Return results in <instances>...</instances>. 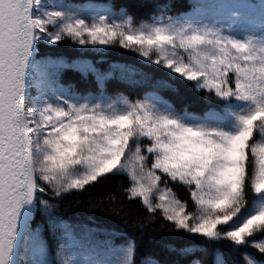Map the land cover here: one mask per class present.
<instances>
[{
    "label": "snow or ice",
    "instance_id": "1",
    "mask_svg": "<svg viewBox=\"0 0 264 264\" xmlns=\"http://www.w3.org/2000/svg\"><path fill=\"white\" fill-rule=\"evenodd\" d=\"M232 2L0 0V264L18 247L32 264H264V21ZM89 190L100 215L57 222ZM37 209L50 242L21 238Z\"/></svg>",
    "mask_w": 264,
    "mask_h": 264
},
{
    "label": "trees",
    "instance_id": "2",
    "mask_svg": "<svg viewBox=\"0 0 264 264\" xmlns=\"http://www.w3.org/2000/svg\"><path fill=\"white\" fill-rule=\"evenodd\" d=\"M74 3H85V2H96V3H108L109 0H73ZM127 2V0H125ZM166 3H171L174 5L172 14L185 13L190 9L189 0H165ZM95 190H89L88 192L81 194H75L67 196L65 201V207L68 212L59 213L61 218L57 222H64L75 228L77 225L88 223V218L91 216L92 219H95L99 213L91 212L88 210V204L91 199L101 195ZM182 195V193H181ZM136 209L142 208L139 205V202H136L135 205L130 208V211H135ZM53 219L50 214H44L41 210L37 209L33 211V216L29 224L28 233L37 238L39 241H49L51 240V232L48 227V220ZM152 227H156L153 225ZM22 258V256H21Z\"/></svg>",
    "mask_w": 264,
    "mask_h": 264
},
{
    "label": "rangeland",
    "instance_id": "3",
    "mask_svg": "<svg viewBox=\"0 0 264 264\" xmlns=\"http://www.w3.org/2000/svg\"><path fill=\"white\" fill-rule=\"evenodd\" d=\"M190 4V9L186 13H183L185 16L205 15L208 14L213 7L211 0H190ZM232 14L238 15L240 21L242 22L251 21L254 22L256 25H259L262 21H264V0H233V2L228 5L226 17L231 16ZM28 236L35 238L31 234H29ZM35 239L39 241L37 238ZM21 256L22 258L27 256L28 264H32L33 260L38 259V253L34 256L31 249H29L27 252L23 251ZM19 264H21V262Z\"/></svg>",
    "mask_w": 264,
    "mask_h": 264
},
{
    "label": "water",
    "instance_id": "4",
    "mask_svg": "<svg viewBox=\"0 0 264 264\" xmlns=\"http://www.w3.org/2000/svg\"><path fill=\"white\" fill-rule=\"evenodd\" d=\"M31 215H32V213L24 219V221H23V223H22V225H21V238H23L24 235H25L26 232H27V227H28L29 222H30V220H31ZM20 251H21V249L18 247V250H17V256H15V257L13 258V264H18V261H19V253H20Z\"/></svg>",
    "mask_w": 264,
    "mask_h": 264
}]
</instances>
